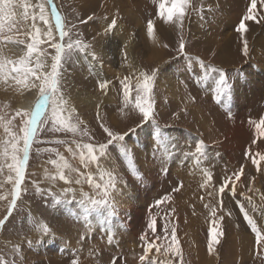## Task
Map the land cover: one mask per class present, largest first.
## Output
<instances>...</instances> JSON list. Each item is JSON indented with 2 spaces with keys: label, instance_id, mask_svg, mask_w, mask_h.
<instances>
[{
  "label": "rangeland",
  "instance_id": "1",
  "mask_svg": "<svg viewBox=\"0 0 264 264\" xmlns=\"http://www.w3.org/2000/svg\"><path fill=\"white\" fill-rule=\"evenodd\" d=\"M140 1L139 3L137 1V9L136 5H134L133 12L139 16L140 24H142L144 28H147L148 20L151 19L154 21V31L158 32V37L161 38L159 40L160 48L164 50L162 52V59L164 61L148 58L152 62L147 63L148 60H145L147 58L144 57V59L141 57L140 64L145 66L146 73H150L153 68H159V70H161L163 67H168V65L171 66L174 75L178 78V90L180 89L179 99L181 100L179 102L176 100L175 102L177 103L170 107L169 100L173 98L163 91L156 80L153 89L155 98V121L162 129L164 128L166 129L165 131L170 132L168 137L172 136L175 132H184V129L190 131V128L194 126L198 131H201L198 136H201V138L196 140L197 143H191L193 142L192 136L190 134H188L189 136L183 135V137L186 136L187 138L181 137V139H179L180 142L177 141L178 139L172 140V142L170 141V147H166L164 152V147H162V145L157 146L151 143L148 147L143 146L142 150L143 152L146 150V157L148 156L149 161L156 166L155 170L150 169L147 173L145 170H142V167L132 161V154H134L135 151L132 150L133 145H130L128 142L127 145L131 150V164L125 161L123 157L116 158L115 152L112 153V158H102L103 160L100 164L105 171L115 170L116 162L125 164L127 169L130 170L132 177H134L135 169H139V172L143 176L142 182L137 178L133 179L131 175H128V178L126 177L125 179L128 182H135L141 190H144L143 194L145 196L142 197L141 195L136 198L139 201L143 199L146 209L144 211L145 216L142 217L137 225L136 223L133 224L131 217L132 212L128 208L124 210L122 219L113 216L111 218L112 227L114 226L113 228H116V232L111 243L108 242V232L105 230L107 226H104L106 223L102 224L104 227L100 229L101 224L95 223L96 221L92 220L94 224H96L95 226L98 227V232L101 231V234L94 238L92 230H88L85 227L86 222L83 221L84 213L78 201L82 199V192H86L89 195H96V190L91 188L87 182L80 185L75 184L74 181L78 178L79 173L69 172L67 169L64 170L65 175L72 179L73 183L71 184H66L58 178L55 181L46 179V173L49 176H55L57 171L48 161L58 160L56 152H59L73 168L79 169V172L91 173L89 170V172L86 171L84 165L79 161V151L76 148L77 143H103L107 138L106 134L99 126L101 122L110 127L113 131L123 133L140 123V116L138 110L125 107L123 104L120 80L124 78V75L121 76L118 72H120L121 68L125 65V57L119 52L121 58L110 55L104 60V66L112 72L113 78H111V88L114 92L113 97L117 95L115 102H112L105 101L102 97H99L101 89L98 87V80H95V84L91 83L89 76L92 75V77H94V72L89 64V62L93 60H91L90 57L87 58L89 52H76L72 61L65 66L61 92L67 98L69 108L74 109V111L71 112V123L82 122L80 123V128L82 130L86 128L88 135L84 136L80 133L73 134L66 131H52V121L48 118L50 117L51 108L46 106L43 110L44 118L47 119V122L38 127L30 150L29 162L25 171V182L24 185H22V188H26L27 191L21 192V198L17 202V208L14 210L3 229H0V264H71L73 259H78V264H113L114 259L115 264H141L139 257L144 253L143 245L139 237L147 233L150 240H153L152 238L155 239V236L147 229V222L150 215L155 217L157 221V235L161 236L160 240L155 241L156 245L160 247L159 253L155 252L157 253L155 257L148 256L150 259H155L156 264H168L169 261L171 264H178L179 257L174 256L171 252H167L169 254L165 252V247L171 244V228L175 226L177 240L179 241V246L183 253V264H225L226 262L227 264H264V250L255 246V234L244 220L243 214L240 212L239 205L237 204V201H240L245 205L247 210L248 206L246 201L243 200L237 192L235 197L232 196L231 184H229L223 194L219 192V187L221 183H223L225 176H231L232 173L240 171L241 167H243L244 171L240 180L235 181V186L239 183L240 187L246 188L247 190L250 182L249 177L255 175V177L257 176L261 188L264 189V161H261L259 157L255 158V155L252 156L254 154L253 149L258 144H261L264 148V136H260L255 125L249 123L250 120L259 122V120L264 117V59L261 61V59L264 58V20H260L259 23L255 21H246L248 31L244 33L243 39L248 41L249 55L244 56L242 52V38L241 35L235 31V28L238 26L240 19L246 14L251 0H191L188 9L189 14L184 20L182 31L174 26L165 25L159 20L156 16V3H154L153 0ZM54 3L58 12L64 18L66 26L71 27L72 24L77 26L71 33L72 38L80 39L84 43L90 44L92 51H89L95 52L97 56L99 52L98 49H102L104 45L110 47L113 41H116V43L121 46L127 44L128 41L126 38L120 39L114 36L116 29H122L118 24L120 20L123 21L124 19L122 17L119 20L121 16L120 13H115L116 15H114V19H118L116 20L118 22L115 29L105 36H101L100 34L103 33L107 25L111 23L106 22L109 18L108 10L100 12V5H94L96 7H93L94 9H90L89 7L81 9L76 6L74 0H54ZM129 8L132 9L131 6ZM22 11V9L18 10V12ZM88 16H93V20L87 23H80L81 20H86ZM261 16H264V7L258 3L257 19H260ZM51 22L55 33L54 18H51ZM129 22L131 21L129 20ZM31 24L32 20L29 18L28 21L21 24L19 32L14 28L13 31L8 34L13 36L14 39L27 40L28 37L26 33L30 30ZM37 26L39 25L37 24ZM226 27H229L230 36L227 31L224 30ZM224 35H226L227 38L229 37L228 39L231 38L229 44H232V47L228 50V43L225 45L224 39L226 38ZM94 37L95 39H93ZM100 38H105L106 40H99ZM181 39L186 46V56L193 58L191 61H187L185 57L178 55L177 49ZM255 39L259 40V42ZM95 42H98V44H94ZM118 45L117 47L120 49L123 47ZM165 45H167V47H165ZM20 46L21 49H24V45ZM40 47L46 48L48 53L54 55V49L48 47L47 44H42ZM148 49L149 47L147 46V52ZM21 55L23 54H19L17 57L19 58ZM48 58V63L50 65L51 55H49ZM168 59L170 61H168ZM199 61H203L205 65L222 68L225 71L230 78V83L233 85L231 98L225 96L221 98L220 103L216 102L213 89L217 74L212 73L209 78L205 80L203 78L204 70L200 67ZM250 71L254 73L256 71V79H259L258 84L257 82L251 81V77L248 76L251 73ZM38 82L39 81H35V83ZM132 83L135 84L133 79ZM20 86L26 88L22 85L18 86L16 83L12 82V80H9L6 83L3 82L2 91H0V115L5 116L6 120L12 121L10 130L16 135H22L20 132V118L16 117L12 119L17 108L10 100L13 98L12 96H14V93L20 95L21 92H23V90L20 91ZM250 90H254L257 96L250 95L251 97H248L250 107H246V109H243L244 111L240 110L239 103L236 104V101L241 99L245 92L250 93ZM35 92L37 94L38 90L35 89ZM134 95L135 93H133V97ZM157 95H160L162 104L158 105ZM194 96L195 101L193 102L192 97ZM225 104H227V109L224 107ZM157 106L161 107L158 108ZM117 109L120 110L123 115L117 122L109 121L107 112ZM194 109L200 110L201 113L205 115L207 120L206 124L204 122L203 125H200L195 121L193 115ZM20 110L24 111L25 109ZM64 115L68 116V111H65ZM98 116L99 119L97 118ZM216 121L218 122L216 123ZM236 129H238V132L240 131V136L238 137H247L243 139L244 142H241V139H227L228 133H235ZM210 134L211 137L214 138L207 142L204 137H208ZM136 136L137 135H132L131 137L135 138ZM89 137H92V139H89ZM0 139H9L7 134L4 133L3 128H0ZM57 140H63L64 143L57 144ZM253 140L256 141L255 144L252 143ZM200 141H203V151L205 155L209 152L206 155L207 158L199 156L197 153L196 149ZM178 142L180 145L176 144ZM143 143L144 141L142 144ZM20 146L22 147V141L20 142ZM68 148H72L73 152L76 154L73 155V152H69ZM38 149L42 151L38 152ZM45 149H54L55 151H43ZM246 152H250L252 155L246 156ZM185 153H190L188 155L189 158L187 157L184 159L183 155H185ZM253 158L256 159V163L258 164L252 163ZM197 159H199V163H197ZM105 160H107V163ZM91 165L94 167L93 169L96 170L94 171L93 177L97 178V182H99L97 167H95V164ZM178 167H180L181 175H179L180 172L177 173V169L179 170ZM163 168H167V174L162 172ZM182 168L185 170L189 168L191 172L186 175L187 179L185 178V173H182ZM205 169L211 173L212 177L208 184H205L203 172ZM10 174L13 177L15 175L14 172L9 173L6 166L3 172L0 173V185H2V187H0V195L7 197V199L0 200V219L8 215L7 207L11 200V191L13 188V182L7 181V177ZM242 179L245 181L242 182ZM34 181L39 184L41 188H51L52 192L57 196H60L64 188L72 187L75 189V200L72 199V194H69L67 197H63L62 200L71 201V203L61 202L59 205H54L51 196L36 194L33 184ZM181 182L182 187L180 190L174 192L173 189L178 187ZM185 188L188 190H186V194H182L181 191ZM147 191H149L150 198L146 195ZM248 192L249 196L251 194L254 199L257 198V200L263 203L264 200H261V193H257L256 189H253L252 192L248 189ZM178 193L179 197H186V201H184L183 198L181 199L182 202L186 203L182 213L178 215L176 213L175 215V213L172 212L173 208H171L169 200L161 203L158 207L155 206L156 200L166 195L172 196ZM129 197L131 198L133 196ZM140 198L142 199L140 200ZM145 201L148 202L146 203ZM221 201L223 202V206H221ZM205 204L209 205V207L205 208ZM212 208L216 209L217 217L219 216L218 213L222 211L224 219L220 222L219 228L225 232L224 235L219 238L221 241L220 244L214 245L217 255L210 261L198 263L196 256L192 255L194 254L193 249L189 247L192 246V237H190V233H196L198 239L201 236L199 241H201L202 244L205 243L204 246L208 245V229L211 226ZM247 211L256 221L257 215L254 213L257 214V211ZM69 213H72L73 216L79 217L80 219L77 220L70 217ZM89 220L91 221V219ZM166 222L169 227L167 238H165L164 235V225ZM256 223L258 227L262 228L261 223L258 224L257 221ZM40 224H46L51 229L52 236L57 235L59 238L62 236V229L66 224L72 226L73 228L69 232H71L73 241L76 240V242H71L72 244L75 243L74 248L69 249L72 244L69 245L70 247L63 245L62 240H57L55 238L52 247L50 246L51 243H45V239H43L45 235L42 234ZM133 226L135 227L133 228ZM58 228H60V230H58ZM247 234L251 235L250 241ZM63 236L66 237L67 233L63 232ZM81 236L84 237L83 240H81ZM29 241L32 242L31 247H29ZM240 243L242 245H240ZM17 245L19 246L18 250L16 247ZM40 245L44 246L43 250L39 249ZM86 247H88V250L86 254L83 255L84 253H82V251H84ZM52 249H54V251L55 249L59 250V254H51L54 252ZM154 249L156 251L155 247ZM246 249L250 251V254H246L248 252ZM83 256H85V261ZM145 264H147V262H145Z\"/></svg>",
  "mask_w": 264,
  "mask_h": 264
},
{
  "label": "snow or ice",
  "instance_id": "2",
  "mask_svg": "<svg viewBox=\"0 0 264 264\" xmlns=\"http://www.w3.org/2000/svg\"><path fill=\"white\" fill-rule=\"evenodd\" d=\"M156 3V16L165 25L174 26L178 30L183 29L184 20L189 14L188 9L190 7L191 0H153ZM258 3L264 7V0H251L250 5L247 8L246 14L240 19L235 31L241 35L243 48L242 52L244 56L249 55V45L246 39H243L244 33L248 31L246 21H255L257 23L260 20H264V16L257 19V6ZM32 9L30 11L29 9ZM22 9V12H18ZM38 9V11H37ZM31 18L32 24L30 30L26 33L28 39H14L13 36L7 35V32H12L15 28L17 32L20 31V25ZM51 18L55 20V34L51 23ZM93 16H88L86 20H81L80 23H87L93 20ZM37 21L43 22L46 28L37 26ZM117 25L116 19H113L110 24L104 29L103 34L112 32ZM76 25L72 24L71 27L66 26L65 20L58 12L55 6L54 0H38L36 4H30L29 0H0V43H8L12 45H24L23 55L18 59H8L4 55L3 48L0 47V82H7L9 80L15 81L19 86L31 87L38 90L35 104L31 111H22L17 109L12 119L16 117L20 118V132L22 135H16L10 130L11 120H6L5 116L0 115V128H3L4 133L7 134L9 139H0V173L3 172L5 166L9 170V173L14 172V177L10 174L7 177V181L13 182V188L11 191V200L7 207V213L3 219H0V229L8 222L12 216L14 210L17 208V202L21 198V192L27 191L26 188H22L25 182V171L29 162L30 150L32 148L34 137L36 136L37 129L40 125L47 122L44 118V109L46 106L51 108L50 118L52 121V131H66L73 134L80 133L84 136L88 135L87 129H81L80 123H71V112L74 109H70L67 98L61 92L62 81L64 79L65 66L71 62L76 52H89L92 60H97V54L90 52V44L84 43L80 39H73L71 33L73 29H76ZM154 21L148 20L147 22V34L150 38L154 37ZM99 35V33H98ZM67 38V39H66ZM95 39V37L93 38ZM42 44H47L48 47L54 49V55L47 52L46 48L40 47ZM167 47V45H165ZM185 43L181 39L179 47L177 49L178 55L186 58L187 61H191L193 58L186 56ZM51 55V63L49 65L47 57ZM127 57V53H124ZM198 59V58H197ZM200 67L204 70L203 78L207 80L212 73L217 74V79L214 81V98L217 103L221 102V98L227 96L231 98L233 92V85L230 83V78L227 76L222 68H218L212 65H205L203 61H199ZM91 70V69H90ZM159 68H153L150 73L139 71V74L135 76V84L132 83V77L126 76L120 80V87L122 90L123 104L125 107H131L134 110H138L140 116V123L135 127L129 128L126 132H116L110 127L106 126L103 122L100 123V128L106 134V141L99 144L93 143H77L76 148L79 151V161L85 168L91 164H95L99 172V177H93L91 173L79 172V169L73 168L65 157L56 152L58 160H49L48 163L52 164L56 168V175L49 176L45 174V178L51 181H55L57 178L64 181L66 184L73 183L72 179L65 175V169L69 172H78L79 176L75 179L74 183L80 185L84 182L96 190V195H89L86 192H82V199L78 203L82 206L84 213L83 221H85V227L88 230H92V223L89 220V216L92 213H96L97 216L102 218V222L108 225L106 231L108 232V242L111 243L115 230L112 227L111 218L117 215V203L115 202V194L120 193V184L126 186V181L119 176L115 171H105L100 164L101 158H112V153H116V158L123 157L125 161L131 164V150L127 145L128 140L132 135H136L139 131H146L149 136L150 142L157 146L165 145L169 143V138L166 135L164 129L155 121V98L153 89L159 75ZM34 78V79H33ZM39 81V84L35 83ZM111 82L108 80H98V87L101 90H107ZM133 93H135L133 97ZM193 102L195 97H192ZM99 107V106H98ZM227 109V104L224 105ZM68 111L69 115L65 116L64 112ZM230 115V112H229ZM99 119V116L97 117ZM250 124H254L255 128L260 136H264V117L259 122L250 120ZM92 139V137H89ZM22 141V147L20 142ZM57 144H63V140H57ZM256 143L255 140L252 141ZM203 141H200L197 145V153L199 156L207 158L204 151ZM42 151V150H37ZM43 151H55L54 149H45ZM69 152H73L72 148H68ZM76 153L73 152V155ZM188 153H185L184 158L188 157ZM246 156H250V152L245 153ZM259 155V153H257ZM259 159L264 161V155H259ZM10 161V162H9ZM114 162V161H113ZM197 159V163H199ZM256 159L253 158L252 163L256 164ZM243 167L240 171L233 173L231 176H225L223 183L219 187V192L223 194L229 184L232 185L231 194L235 197L236 186L235 181L240 180L243 174ZM162 172L167 174V168H163ZM205 176V184H208L212 177L206 169L203 170ZM233 177L235 179H233ZM134 178L139 180L143 179L139 169H135ZM36 194L44 196L48 195L52 197L54 205H59L61 202L71 203V201L62 200L63 197H67L72 194V199L75 200V189L72 187H66L62 190L60 196L54 194L51 188L44 189L39 187L35 181L33 182ZM203 186V185H202ZM2 187V185H0ZM182 187L180 185L173 189L174 192H178ZM249 191H253L249 188ZM242 195H244L242 193ZM7 199L6 196L0 195V200ZM171 197L166 195L161 199L155 201V206H159L161 203L170 200ZM248 205L252 206L253 211L256 210V206L253 203L251 196H246ZM261 200H264V195H261ZM240 212L243 214V218L250 226L251 231L255 234V246L261 250H264V230L257 226L256 221L252 218L249 212L246 210L245 205L240 201H237ZM221 206L223 202L221 201ZM205 208L209 205L205 204ZM261 216L264 218V209H261ZM69 216L79 220V217L73 216L69 213ZM211 226L208 229V252L211 254L215 251L214 245L220 244V237L224 235L222 229L219 228L220 222L223 221L224 216L217 217L215 208L211 209ZM157 221L155 217L149 216L147 222V229H149L155 240H150L147 233L142 234L139 239L143 245V255L139 257L141 264H156L155 259H149V252L155 247L156 251H160V247L156 245L155 241L160 240L161 236L157 235L156 228ZM42 234L45 236L52 235L51 229L46 224H40ZM169 232L168 223L164 225V235L167 238ZM171 244L165 247V252H171L174 256L179 257L178 264H183V253L177 240L176 228H171ZM84 237L81 236V240ZM31 241L28 242L31 247ZM17 250L19 246L17 245ZM71 264H78V259H73ZM115 264V259L113 260ZM168 264H171L169 261Z\"/></svg>",
  "mask_w": 264,
  "mask_h": 264
},
{
  "label": "bare ground",
  "instance_id": "3",
  "mask_svg": "<svg viewBox=\"0 0 264 264\" xmlns=\"http://www.w3.org/2000/svg\"><path fill=\"white\" fill-rule=\"evenodd\" d=\"M137 1H138V3H139V1L140 0H74V3L76 4V6L77 7H80L81 9H86V8H92V9H94L93 7H95L94 5H100V7H99V10H100V12H103V11H105V10H108L107 12H108V16H109V18H108V20H106V22H111L113 19H114V15H116L115 13H120V18H119V20L123 17L124 19H123V21L122 20H120L119 22H118V24L122 27V29L121 30H118V29H116L115 30V32H114V36L115 37H117V38H120V39H122V38H126L127 39V44L125 45V46H121V45H118L117 43H116V41H113V42H111V44H110V47L109 46H103V48L101 49L100 48V50L98 49V58H97V60H93V61H91V62H89V64H90V67H91V69H92V71L94 72V74H93V76L94 77H92V75H90L89 77H90V80H91V83H94L95 82V80H101V81H103V80H108V81H110L111 83L109 84V86H108V88H107V90L105 91V90H101V94H100V96L99 97H102L103 98V100H105V101H112V102H115V100L117 99V95H115V97H113V94H114V92H113V90H112V88H111V85H112V80H111V78H113L112 77V72L110 71V69H108V68H106L105 66H104V60L106 59V58H108L110 55H114V56H116V57H120V55H119V52L125 57V55H124V53L126 52L127 53V57H125V62H124V67H122L121 68V71L120 72H118V74L119 75H121V76H123L124 75V77H126V76H130V77H132V79H133V82H135V76H137L138 74H139V71H144V72H146L145 70H146V68H145V66H143L142 64H140V58L141 57H146L147 59H145L146 61H147V63H149V62H152L151 60H149L148 58H150V59H154V60H163L162 58H163V55H162V52L164 51L162 48H160V43H159V40L161 39V38H159L158 37V32L156 31H154V37H152V38H150L149 36H148V34H147V28H144V26L142 25V24H140V18H139V16H137L134 12H133V7H134V5H136V9H137ZM38 2V0H29V3L30 4H36ZM41 2H42V0H41ZM141 2V1H140ZM119 5V6H118ZM132 7V9H130L129 7ZM98 7V6H97ZM96 8V7H95ZM259 9V8H258ZM30 11H32V9L30 8ZM37 11H38V9H37ZM113 16V17H112ZM116 20H118V19H116ZM129 20L131 21V22H129ZM52 23V22H51ZM37 24L39 25V27H42V28H46V26L45 25H43V22H40V21H37ZM24 25V24H23ZM22 25V26H23ZM21 26V25H20ZM27 26V25H26ZM229 27H226L224 30L225 31H227V33L229 34V36H230V31H229V29H228ZM16 30V29H15ZM223 30V31H224ZM53 32H54V29H53ZM5 33L7 34V35H9L8 33L9 32H7V29H5ZM55 34V33H54ZM101 36H105V34H103V33H101L100 34ZM225 36V38L226 39H224V42L226 43L225 45H227V43H228V47H227V50L230 48V47H232V44H229V42H230V40H231V38L230 39H228L227 38V36L226 35H224ZM129 38V39H128ZM223 38V37H222ZM257 38V37H256ZM258 39V38H257ZM257 39H255V40H257ZM99 40H106L105 38H100ZM214 41V40H213ZM257 42H259V40H257ZM94 44H98V42H95ZM117 45L118 46H120V47H122L123 48V51H122V48L120 49L119 47H117ZM147 46L149 47V49H148V52H147ZM0 47H2L3 48V51H4V55H5V57L6 58H8V59H12V60H15V59H18V57H17V55H19V54H23V50L24 49H21V46L20 45H12V44H8V43H6V42H4V43H0ZM95 47V46H94ZM91 50V49H90ZM92 51V50H91ZM90 51V52H91ZM257 52V51H256ZM151 53V54H150ZM153 53V54H152ZM167 55V54H166ZM230 55V54H229ZM228 55V56H229ZM86 56V55H85ZM90 57V59L92 60V57H91V55L90 54H88V56H87V58H89ZM121 58V57H120ZM47 59L49 60V58L47 57ZM165 59V58H164ZM264 58H262L261 59V61L263 60ZM166 60V59H165ZM225 60V59H224ZM247 60V59H246ZM164 61V60H163ZM168 61H170L169 59H168ZM145 63V62H144ZM263 63H264V60H263ZM165 64H167V63H165ZM171 64V63H170ZM242 64V63H241ZM172 65H174V64H172ZM264 65V64H263ZM173 68H174V66H173ZM263 68H264V66H263ZM175 69H177V68H175ZM247 71H249V70H247ZM254 71V70H253ZM253 71H250L251 73L248 75V76H250L251 77V81H254V82H257V84H258V82H259V79L257 78L256 79V71H255V73L253 72ZM257 76H258V74H257ZM253 79V80H252ZM261 79V78H260ZM257 80V81H256ZM177 81H178V78L176 77V75H174V73H173V69H171V66H169L168 65V67H163V68H161V70L159 71V75H158V77H157V82H158V85H160L161 87H162V89H163V91L165 92V93H167L168 94V96H170V97H172L173 99H171V100H169L170 102H169V104H170V107L171 106H174L177 102H175L176 100L179 102L181 99H179V96H180V93H179V90H178V87H177ZM12 82H14L15 83V81H12ZM39 83V82H38ZM37 83V84H38ZM98 83V82H97ZM180 83V82H179ZM95 84V83H94ZM5 85V84H4ZM17 85V84H16ZM97 85V84H96ZM255 85V84H254ZM2 86H3V82H0V91H2ZM17 87V86H16ZM96 88V87H95ZM179 88H180V86H179ZM206 88V87H205ZM252 88V87H251ZM250 88V89H251ZM100 89V88H99ZM21 90H23V92H21V94L19 95V94H17V93H14V96H12L13 98H11V103L14 105V106H16V108L17 109H25L26 111H31L32 110V108H33V105L35 104V100H36V96H37V94H36V92H35V88H31V87H26V88H22L21 86H20V91ZM251 92V94L250 93H246L245 92V94L244 95H242V97H241V99H239V100H237L236 101V104L237 103H239V109L240 110H243V109H246V107H248L249 106V100H248V97H251V96H254V95H256L257 96V93L254 91V90H250ZM97 92V91H96ZM98 94H99V90H98ZM161 95V94H160ZM160 95H157L156 97H157V101H158V105L159 104H162L161 103V101H160ZM182 95V94H181ZM251 95V96H250ZM190 97V96H189ZM195 97V96H194ZM188 100V99H187ZM251 101V100H250ZM111 102V103H112ZM185 102V101H184ZM114 104V103H113ZM198 104V103H197ZM190 105V104H189ZM167 106V105H166ZM193 106V105H192ZM158 107V106H157ZM159 107H161V106H159ZM158 107V108H159ZM250 107V106H249ZM117 108H119V107H117ZM200 109V108H199ZM24 110V111H25ZM164 111V110H163ZM244 111V110H243ZM168 112V111H167ZM123 114H121V111L120 110H112V111H109V112H107V117H108V119H109V121H115V122H117L120 118H121V116H122ZM193 115H194V118H195V121L198 123V124H200V125H203L204 124V122H205V124L207 123V120H206V117H205V115L203 114V113H201V111L200 110H196V109H194L193 110ZM165 116V115H164ZM206 116H208V115H206ZM216 120V119H215ZM209 121V120H208ZM212 121H214V120H212ZM218 121H216V123H217ZM196 123V124H197ZM215 123V122H214ZM207 127V126H206ZM211 127V126H210ZM240 128V127H239ZM164 129V128H163ZM169 129V128H168ZM212 129V128H211ZM210 129V130H211ZM215 129V128H214ZM166 129H164V131H165ZM200 130H204V129H200ZM201 131H198V129L197 128H195L194 126H192L191 128H190V131H186L185 129H184V132H178V133H174L172 136H170V137H168L169 138V143H167V144H165V145H162V147H164L163 148V152L165 151V149H166V147H168L170 144H171V142H172V140H177V141H179L180 142V140L179 139H181V137H183V135H188V134H190L192 137V139H193V142H191V140H190V142L191 143H194V142H196V140L198 139V138H201V136L200 137H198L200 134ZM203 132V131H202ZM207 132V131H206ZM240 132V131H239ZM238 132V129H236V131H235V133H228V136H227V139L229 140V139H241V142L243 141V139L244 138H247V137H238V136H240V133ZM165 133H166V135L168 136V135H170V132L169 131H165ZM205 133V132H204ZM137 136L135 137V138H133V137H131V139L130 140H128V143L130 144V145H133L132 146V150L133 151H135L134 152V154H132V161L135 163V164H138L140 167H142V170H145V172L147 173L150 169H156V166H154L153 164H152V162L151 161H149V157L147 156L146 157V155H145V151L143 152V150H142V147L143 146H146V147H148V145H150L152 142H150V140H149V136H148V133L146 132V131H139L137 134H136ZM206 135H207V133H206ZM205 135V136H206ZM221 135V134H220ZM186 136H184V137H186ZM189 136V135H188ZM183 137V138H184ZM172 138V139H171ZM187 138V137H186ZM205 138V140L207 141V142H209L210 141V139H213L214 137H211V134L208 136V137H204ZM135 139V140H134ZM203 140V139H202ZM144 141V143L142 144V142ZM171 141V142H170ZM188 141H189V138H188ZM174 142H176V141H174ZM176 143V144H178V145H180V143ZM183 142V141H182ZM239 142V141H238ZM244 142V141H243ZM197 143V142H196ZM235 143V142H234ZM206 144V143H205ZM172 146V145H171ZM170 147V146H169ZM174 147H175V143H174ZM177 147H179V146H177ZM255 147V146H254ZM180 149V148H179ZM189 149V148H188ZM182 152V151H181ZM253 152H254V154L252 155V153H251V155L252 156H254L255 155V158L256 157H259V155H264V148H263V146L261 145V144H258L254 149H253ZM149 153V152H148ZM209 153V152H208ZM207 153V154H208ZM257 153H259V155H257ZM190 154V153H189ZM206 154V155H207ZM210 155V154H209ZM184 156V155H183ZM199 157V156H198ZM171 158H173V157H171ZM189 158V157H188ZM197 158V157H196ZM214 158V157H213ZM185 159V158H184ZM102 158H101V161L100 162H102ZM175 160V159H174ZM258 161H260V160H258ZM105 162L107 163V160H105ZM202 162V161H201ZM183 163V162H182ZM193 163V162H192ZM173 164V163H172ZM256 164H258V163H256ZM177 165V164H176ZM179 165H181V164H179ZM95 166V165H94ZM190 166V165H189ZM193 166V165H192ZM203 166V165H202ZM230 166V165H229ZM232 166V165H231ZM254 166V165H253ZM96 167V166H95ZM115 167H116V169L115 170H112V171H115L116 173H118L119 174V176L120 177H122L123 178V180L124 181H126V186L125 185H123V184H120L119 185V187H120V193L119 194H115V202H117L118 203V206H117V215H115V216H117L119 219H122L123 218V216L122 215H124V210L125 209H130V211L132 212L131 213V217H132V222H133V224L134 223H136V225H137V223L142 219V217H144L145 215H144V211H145V209H146V206L144 205V203H143V199L142 198H140V200L142 199V201H139L137 198L139 197V196H141L142 195V197H144L145 195L143 194V191L144 190H141L138 186H137V184L135 183V182H133V181H127L125 178L127 177L128 178V175H131V177H132V174H131V172H130V170H128L127 169V167L125 166V164H123V163H119V162H116L115 163ZM94 167H92V165H90L89 167H87L86 168V171H91V173H92V175L94 174V171H96L95 169H93ZM168 168V167H167ZM179 168V170L177 169V173L178 172H180L179 173V175H181V170H180V167H178ZM190 168V167H189ZM189 168L187 169L186 168V170L184 169V168H182V173H185V178L187 179V177H186V175H188V174H190L191 172H190V170H189ZM192 169H193V167H192ZM197 169V168H196ZM202 169V168H201ZM200 169V170H201ZM262 169H263V167H262ZM257 170H258V168H257ZM88 171V172H89ZM193 171V170H192ZM197 171V170H196ZM260 171V170H259ZM264 171V170H263ZM255 172V171H254ZM176 173V172H175ZM197 174V173H196ZM233 174V173H232ZM183 175V174H182ZM94 176V175H93ZM133 179H134V177H132ZM193 178V177H192ZM243 178V177H242ZM234 179V178H233ZM249 186L247 187L248 189L249 188H252V189H256V191H257V193H261V195H264V189H262L261 188V186H260V183H259V181L257 180V176L255 177V175H253V176H250L249 177ZM243 181H245L244 179H242V182ZM132 182H133V184H132ZM258 182V183H257ZM238 183V182H237ZM186 184H187V182H186ZM244 184V183H243ZM236 185V184H235ZM155 186V185H154ZM236 192L241 196V198L243 199V200H245L246 201V204H247V206H248V208H247V210H249V211H251V212H255V211H257V214L256 213H254L255 215H257L256 216V221L258 222V224L259 223H261L262 224V228L261 229H263L264 230V218H262V216H261V209H264V201H263V203H261L259 200H257V198L256 199H254L253 197H252V195L250 194V196L252 197V200H253V203L255 204V206H256V210L255 211H253L252 209H250V208H252V206L251 205H248V203H247V200L245 199V197L246 196H249V192H248V189L246 190V188L244 189L243 187H240L239 186V183H238V185L236 186ZM147 190V189H146ZM186 190H188V189H182V194H186L185 192H186ZM262 191V192H261ZM149 191H147L146 192V195H147V197L148 198H150L149 197V193H148ZM190 192V191H189ZM192 192V191H191ZM252 192V191H251ZM167 193V192H166ZM242 193L244 194V195H242ZM181 194V195H182ZM191 195V194H190ZM215 195V194H214ZM218 195V194H217ZM129 196H133V197H129ZM137 197V198H136ZM171 197V199L169 200V202H170V204H171V208H173V211L172 212H174L175 213V215H176V213H177V215L178 214H180V213H182L183 212V209H185V205H186V203L185 202H182L181 201V199L183 198L184 199V201H186V197L184 198V197H179V193L178 194H174V195H172V196H170ZM218 197V196H217ZM221 198V197H220ZM256 200V201H255ZM146 202V201H145ZM148 202V201H147ZM146 202V203H147ZM214 204V203H213ZM212 204V205H213ZM65 206V205H64ZM219 206V205H218ZM66 208V207H65ZM82 209V208H81ZM71 210V209H70ZM62 211V210H61ZM83 211V210H82ZM81 211V212H82ZM187 211V210H186ZM189 213V212H188ZM226 213V212H225ZM174 215V216H175ZM218 215L219 216H221V215H223L222 214V211H220V213H218ZM189 216V215H188ZM218 216V217H219ZM116 217V218H117ZM183 217H185V216H183ZM176 218V217H175ZM188 218V217H187ZM89 219H91V223H92V225H93V227H92V233H93V237L94 238H96L97 236H99V234H101L100 232H98V227H96L95 225L96 224H94V222L92 221V220H94V221H96L95 223H98V224H101L100 225V229L101 228H103L104 226L106 227V229L108 228V225H106V224H104L103 222H102V218L100 217V216H97V214L96 213H92L90 216H89ZM118 220V219H117ZM119 221V220H118ZM176 221V220H175ZM202 221V220H201ZM120 222V221H119ZM180 222V221H179ZM190 222V221H189ZM203 222V221H202ZM222 222V221H221ZM185 223V222H184ZM196 223V222H195ZM102 224H104V226H102ZM118 224V223H117ZM183 224V223H182ZM113 225V224H112ZM115 225V224H114ZM135 225V226H136ZM178 225V224H177ZM64 226V225H63ZM68 225L66 224L64 227H63V229H62V236L59 238L57 235H55V236H52V235H50V236H45V237H43V239H45V243L46 242H49V243H51L50 244V246L52 247V243H53V241H55L54 240V238L55 239H57V240H62V244L63 245H66V246H69V245H71L72 243L71 242H76V240L75 241H73V237H71V232H69V231H71L72 230V226H68ZM135 226H133V228L135 227ZM114 227V226H113ZM116 227V226H115ZM124 227H125V225H124ZM176 227V226H175ZM121 228V227H120ZM127 228V227H126ZM125 228V229H126ZM76 229V228H75ZM105 229V230H106ZM114 229V228H113ZM116 229V228H115ZM114 229V230H115ZM129 229V228H128ZM188 229V228H187ZM186 229V230H187ZM58 230H60V228H58ZM244 230V229H243ZM78 231H80V230H78ZM63 232H65V233H67V236L66 237H64L63 236ZM116 232V231H115ZM120 232V231H119ZM225 232V231H224ZM77 233V232H76ZM185 233V232H184ZM246 233V232H245ZM108 234V233H107ZM182 234V233H181ZM186 235V234H185ZM248 235V234H247ZM246 235V236H247ZM35 236V235H34ZM123 236V235H122ZM92 237V238H93ZM138 237V236H137ZM180 237V236H179ZM190 237H192V243H191V245L192 246H189V247H191L192 249H193V253L194 254H192V255H195L196 256V258H197V260H198V263H203V262H205V261H210V260H212L213 259V257L215 256V255H217L216 253V249H215V251L213 252V253H209L208 252V247H207V245L206 246H204V244H202L201 243V241H199V239H200V237H199V239H198V236L196 235V233H194V232H191L190 233ZM228 237V236H227ZM226 237V238H227ZM248 237V239H249V241H250V237H251V235H248L247 236ZM63 238H65V239H63ZM93 238V239H94ZM243 238V237H242ZM246 238V237H245ZM126 239V238H125ZM153 240H155L154 238H152ZM202 239V238H201ZM238 239V238H237ZM236 239V240H237ZM205 240V239H204ZM247 240V239H246ZM92 241H94V240H92ZM235 241V240H234ZM59 242V241H58ZM44 243V244H45ZM87 243V242H86ZM55 244V243H54ZM96 244V243H95ZM140 244V243H139ZM186 244V243H185ZM232 244V243H231ZM61 245V244H60ZM237 245V244H236ZM240 245H242L241 243H240ZM239 245V246H240ZM245 245V244H244ZM59 246V245H58ZM74 246H75V243H73L72 245H71V247L69 248V249H73L74 248ZM108 246V245H107ZM250 246H251V242H250ZM40 248V250H43L44 249V246L42 245H40L39 246ZM248 247V246H247ZM246 247V248H247ZM46 248V247H45ZM81 248V247H80ZM183 248V247H182ZM46 249H48V248H46ZM58 249V248H57ZM57 249H55V251H54V249H52L54 252L53 253H51V254H53V255H58L59 254V250H57ZM82 249V248H81ZM185 249V248H184ZM220 249V248H219ZM243 249H245V248H243ZM84 250V249H83ZM87 250H88V247H86L85 248V250L84 251H82V253H84L83 255H85L86 254V252H87ZM247 250V249H246ZM51 251V250H50ZM79 251H81V250H79ZM192 251V250H191ZM231 251V250H230ZM248 251V250H247ZM46 252V251H45ZM155 252H157V251H155V249L153 248L151 251H150V253H149V256H156L157 255V253H159V252H157V253H155ZM220 252V251H219ZM47 253V252H46ZM153 253V254H152ZM50 254V255H51ZM150 254H152V255H150ZM162 254V253H161ZM167 254H169V253H167ZM171 254V253H170ZM222 254V253H221ZM247 255L248 254H250V251H248L247 253H246ZM166 255V254H165ZM158 256H160V255H158ZM222 256V255H221ZM243 256H244V254H243ZM50 257V256H49ZM52 257H54V256H52ZM85 256H83V259H84V261H85V258H84ZM162 257V256H161ZM168 257V256H167ZM236 257V256H235ZM250 257V256H249ZM153 258V257H152ZM223 258H224V256H223ZM227 258V257H226ZM240 258H241V256H240ZM150 259V258H149ZM221 259H222V257H221ZM233 259V258H232ZM242 259V258H241ZM223 260V259H222ZM222 260H221V262H222ZM83 261V262H84ZM164 261V260H163ZM214 261V260H213ZM227 261V260H226ZM86 263V262H85ZM225 263V262H224ZM225 264H227V262L225 263Z\"/></svg>",
  "mask_w": 264,
  "mask_h": 264
}]
</instances>
